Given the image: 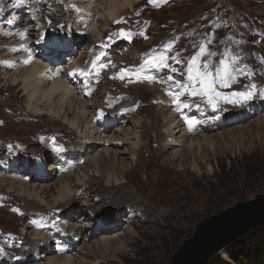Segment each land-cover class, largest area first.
<instances>
[{
    "label": "rangeland",
    "instance_id": "rangeland-1",
    "mask_svg": "<svg viewBox=\"0 0 264 264\" xmlns=\"http://www.w3.org/2000/svg\"><path fill=\"white\" fill-rule=\"evenodd\" d=\"M68 2L0 0V29L4 27V18L11 19L13 11L23 9V12L31 11L30 18H35L42 26L41 31L30 28L31 23H35L32 21L23 26L34 33V40L45 33L53 41L68 43L63 39L76 34L71 31L73 13H66ZM91 27L93 25L87 28L93 34H84L72 58L87 70L84 78L89 87L83 89L97 90L84 99L99 120L113 110L132 106L130 113L127 111L123 116L120 113L119 121L125 119L117 128L130 132L139 120L141 129L137 130L141 141L137 142L136 162L132 160L133 150L130 151L128 143L112 148L108 154H104L101 145L97 152L91 149L90 153H78L80 145L73 137L80 143V134L68 133L71 129L67 122L51 118L48 113L31 114L22 84L8 80L0 66V258L12 256L13 261L8 264H46L49 257L39 259V255L34 258L33 252L31 256L24 254L32 246L37 249L41 243L31 240L35 231H46L49 236L53 229L68 233L72 228L73 233H79L72 250L52 252L50 257L72 254L76 264H170L173 255L193 235L200 222L264 193V122H261L262 129H257L264 118V112L258 107L264 100V0H141L125 9L116 20H103L98 32ZM4 34L7 33L0 30V56ZM36 46L34 42L32 47ZM201 47L205 49L202 55ZM161 57L167 67L164 64L153 67ZM193 57H197L200 71L205 70L206 62L207 70L212 73L210 79H214L215 92L219 93L212 102L209 96L199 92L193 95L190 88L184 87L191 84L188 68ZM231 57H236L235 62ZM222 59L231 64L234 77L226 85L215 79V70L221 66ZM54 63L62 66L70 62L58 59ZM12 72L14 69H9L7 74ZM72 82L74 87L79 84L74 78ZM171 90L172 97L179 95L176 102L186 111L182 118L188 125L201 121L197 117L199 110L204 108L210 112L211 117L203 124L216 126L209 132L198 133L213 137L210 139L213 148L203 145L204 151L198 153L185 150L188 142L170 148L164 146L155 123L161 115L163 99ZM246 91L253 93L250 99L233 95ZM192 111L196 114L187 117L186 113ZM239 112L245 115L227 123L223 121L225 115ZM198 133L192 137H199ZM54 138L58 143H50ZM67 151L80 160V164L73 159L68 168H63L57 160L62 155L69 158ZM178 151H184L185 157L175 156ZM94 153L100 155V161L88 164L86 161L92 159ZM116 157L118 162L113 161ZM35 158L44 166L40 171L46 167L45 180L38 174V181L30 179L35 173L30 168H21L32 166ZM55 164L58 167L52 170ZM66 172L72 176L66 181L75 188L76 200L72 206L77 207L70 220L67 210L71 206L60 207L54 202L57 195L54 185L65 178ZM108 173L124 176L122 186L133 188L135 192L132 203L123 204L118 213L115 208L111 209V200L120 186L114 187L112 181V190L108 188ZM77 179H83V183ZM18 181L20 185L39 182L50 185L47 204H35L18 194ZM108 195L111 198H107ZM127 205L131 211L125 212ZM111 215L113 227L97 230L100 216ZM111 237L118 247L100 244ZM238 241L241 242L233 245ZM53 245L58 248L55 240ZM226 250L233 261L218 254L215 264H264V227L229 244L223 251L227 253ZM231 253L238 260H234Z\"/></svg>",
    "mask_w": 264,
    "mask_h": 264
},
{
    "label": "bare ground",
    "instance_id": "bare-ground-1",
    "mask_svg": "<svg viewBox=\"0 0 264 264\" xmlns=\"http://www.w3.org/2000/svg\"><path fill=\"white\" fill-rule=\"evenodd\" d=\"M139 1L141 0H102V2H100V0H69V2L66 4V13H73L74 16L71 20V23L74 25V27L71 28V31L73 33H76L77 35L80 34V36H77L76 34L69 35V39H63L67 40L66 42L68 43H62L56 40L53 41V39L45 33H43L39 39L37 38L38 40H34L32 38V35L34 33L30 31V28L32 29L35 27L37 31H41L42 26L39 21L35 20V18H30L33 16V13L31 14V11H29L28 13L27 10H24L23 12V9H19L17 10V12H12V16H10L11 19H3L4 27L0 30H3L4 33L6 32L7 34H4L3 36V39L5 38V41L3 43L2 53L0 56V66L6 72V78L8 80L10 79L14 84H22L25 91L24 94L28 103V109L30 110L31 114L43 115L44 112L48 113L51 118H54L56 120L60 119L63 122H67L68 129H71V131H68V133L76 132L80 134L78 136L79 141H81L80 143H78V140L73 137V139L76 140V143L80 145V150L78 151V153H90L89 151L91 149V152H97L99 145H101L104 146L105 153H103L108 154L110 150H112V148L128 143L130 145V151L131 149L133 150L132 160L136 162L135 151L139 149V141H141V136L139 134L140 131L137 130L138 128L141 129L139 120L135 121L134 126L132 130H130V132H125L126 130L121 128L122 125L120 127L121 129L117 128L118 126H120V122L124 123L125 119L123 118V120L119 121L120 113L121 116L126 114L127 111H129L130 113L133 109L132 106H125V108L123 109L118 108L120 110L115 112L113 110L112 113H107L108 115L103 117L101 120H99L98 117H94L92 111L89 108L90 104L89 102L85 101L84 97L91 96L97 90L95 92H89L88 90L83 89L89 87V82L84 78L87 70L85 71V68L81 66V63H78L75 59H72L74 57V53L71 52V50L74 51V49L77 48L76 45L78 44V42H80V40H84V34L89 35L92 32V30L87 27L93 25V28L91 27L93 31L98 32L100 30V23L103 20H116L117 18H119L120 13H122L129 7L132 8L134 4L138 3ZM18 11H20L21 13L18 14ZM29 14H31V16H27ZM98 19H101V22H99ZM31 21L35 22L33 24L31 23L33 27L25 29V25L29 24ZM34 42L35 44H37L36 47L40 51L36 47H32V44L34 45ZM57 45H60V48H62V51H60V53L58 54H64L63 59L70 62L68 65L60 66L52 63L54 59L51 56L52 52L56 50L57 53L59 51L57 50ZM44 53H46L48 56L44 58L42 56H39V54L44 55ZM9 69H14V72L10 73V75L9 73L7 74ZM68 75L70 76L68 77ZM72 78L75 79V82L77 81L79 83L77 87L73 86L74 82H72ZM167 96L168 97L164 99L161 97L163 99V107L160 111L161 115L158 117V119H156L155 123L159 126V131H161L160 134L162 135L161 137L163 138L162 140L164 142V146L170 148L173 145H181L182 143L186 144V142H188L186 146L187 148H185V150H191V152L195 151L198 153L203 150V145H207L209 149L213 148L212 144L210 143V139H212L213 137L207 136L205 134L199 135V133L209 132L213 127L216 126L212 125L210 127L203 124L205 123L204 121L208 120L209 117H211L210 112L207 113L204 108L203 110H199L201 111V113H198L197 117L202 122L200 121L201 123H192L191 125H188L187 120L182 118L186 111H184L179 107V105H177V99L172 97L173 91L171 90ZM184 98H186V96ZM259 105L260 106L258 107H261L262 112H264V100L260 101ZM194 112L195 111L186 113L187 117L195 115L196 113ZM242 114L243 113H240L238 115H225L223 121L225 120V122L227 123L234 118H239V116L241 118L245 115ZM98 120L102 122L98 123ZM262 120L263 121H259L260 125L257 126L258 131H260L263 127L261 122H264V118ZM219 124L221 123H217V125ZM123 126L126 127V124H124ZM195 132L198 133L197 135H199V137H192ZM82 139H85L84 142H82ZM50 143L56 144L58 143V141L56 138H54ZM106 144L107 147L105 146ZM162 148L164 150H168V148ZM183 152L184 151H178L175 156L178 155L179 157H185V153ZM67 153L69 154V158H67L65 155H62L57 160L59 161V164H61L65 169L71 160L76 159V157L73 158L72 155H70L71 152L67 151ZM98 156L94 153L92 159L89 158L87 161H85L88 162V164L92 161H94V163H98L100 161V157ZM32 161V166L24 165L23 167H21L22 170H24L25 168H30L31 171L35 173V175H31L29 176V178L38 181L37 174L42 176L41 179L48 177L44 176L46 167L45 169H42L40 171V167L44 168L42 163L36 158ZM113 161L118 162V158L116 157ZM77 162H79L80 164V160H77ZM57 167L58 165L55 164L52 167V170ZM82 168L83 167L79 168V170ZM69 174L70 173L66 172L65 178H60L59 181L55 183L54 186H56L57 195L54 196V202L57 203V206L61 205L60 207H62V205L71 206L70 209L67 210L69 216L67 217L70 220V218L76 214L77 207L72 206L75 204L74 201L76 200V197L74 195L75 188L72 187L70 182L66 181L67 179L72 177L71 174L70 176ZM23 177L24 176H22L21 178ZM107 178L109 186L108 188H111V186L113 185L112 181L115 182L114 187H116V185L117 187L120 186L117 189L116 193L112 196L111 200L113 204V207L111 209L115 208L114 211L118 213V210H121V208L119 207H121L123 204L132 203L135 192L133 188L126 187L125 185L122 186L123 183H125L124 176L120 177L118 173H115V175H111L108 173ZM121 179H124L123 182H120ZM77 180H79V182L83 181V179ZM20 184L21 183L19 182V186H17L16 188L18 194L28 197L29 201H33L35 204H47L46 197L49 196V192L51 191L50 185L42 182L33 183L30 185ZM107 198H111V195H108ZM125 200L127 202H124ZM129 206L130 205L125 206V212L131 211L129 210ZM116 218L118 220L119 216H116ZM99 219L100 220H98L97 230L100 228H111V226L113 227L114 220L112 219V215L111 217L107 216L106 218L100 216ZM30 225H34L33 221H30ZM58 233L60 234L58 235ZM50 234L51 235L48 236L46 235V231H35V236L31 240H33L35 244H37L38 242L41 243L37 246V249H32V246L30 249L25 251L24 254H26V256H31V253L33 252V254L36 256L34 258H37V255H39V259L42 258V256H44L45 258L49 257L46 264H76L75 256H72V254L60 256H57V254L54 257H50L49 253H54L57 251L64 252L63 250H67L69 248L72 249V244L77 242L79 233L77 231L73 233L72 228V230L68 233H66L65 231L63 232L53 229L50 231ZM53 240H55V243L58 245L57 249L54 245L52 246ZM68 242L71 243L68 244ZM116 242L117 241L113 240L111 237V240H108L106 238L103 239L100 244L108 248L113 246L118 247L119 244L117 243L116 245ZM89 248L91 247L89 246ZM39 250H41V252H39ZM223 250H225V248ZM223 250L220 252V254L225 256L228 260H232ZM19 256H23L22 252L19 253ZM11 258L12 256H6V258L4 259L0 258L1 264H8L9 262L13 261L11 260Z\"/></svg>",
    "mask_w": 264,
    "mask_h": 264
},
{
    "label": "water",
    "instance_id": "water-1",
    "mask_svg": "<svg viewBox=\"0 0 264 264\" xmlns=\"http://www.w3.org/2000/svg\"><path fill=\"white\" fill-rule=\"evenodd\" d=\"M261 227H264V193L200 222L170 264H208L226 246Z\"/></svg>",
    "mask_w": 264,
    "mask_h": 264
},
{
    "label": "snow or ice",
    "instance_id": "snow-or-ice-1",
    "mask_svg": "<svg viewBox=\"0 0 264 264\" xmlns=\"http://www.w3.org/2000/svg\"><path fill=\"white\" fill-rule=\"evenodd\" d=\"M20 3H24L25 0H19ZM123 31V30H122ZM205 49L201 47L200 49V55L204 53ZM227 53H225V56L227 57ZM100 57H97V60H99ZM172 59H175V57H172ZM232 62H235L236 57L230 58ZM27 62V61H26ZM150 63L151 62H146ZM161 64H164L165 67H167V64L164 63V57H161L159 60V63L152 64L153 67H159ZM220 67H217L215 70V79H219V81L223 84H227V81L229 79H234L232 75V68L231 64L225 60H220ZM204 71H200L199 67L197 66V57L192 58V62L189 65L188 73H189V80L191 81L190 85H184L186 89L191 90L193 95H196L198 92L199 94L209 96V101L212 102L215 95H219V93L215 92L214 88V79H210L212 77V73L208 71V65L205 62L204 64ZM123 78V77H121ZM171 79V77H169ZM197 85H199V88H197ZM253 88H255V85H252ZM210 93L212 95H210ZM175 95V94H174ZM236 97H242L243 99L247 100L250 99L253 95L251 91L241 92V93H234L233 94ZM175 98L177 101L179 100V95H175ZM18 211V210H17Z\"/></svg>",
    "mask_w": 264,
    "mask_h": 264
},
{
    "label": "trees",
    "instance_id": "trees-1",
    "mask_svg": "<svg viewBox=\"0 0 264 264\" xmlns=\"http://www.w3.org/2000/svg\"><path fill=\"white\" fill-rule=\"evenodd\" d=\"M261 228H262V227H261ZM239 242H241V241H238V242L234 243L233 245H237ZM226 251H227V250H226ZM227 254H228V251H227ZM228 256L230 257L229 254H228ZM231 256H232V258H233L234 260H238L237 257H236L233 253H231ZM217 257H219V255L214 256V257L212 258V260L210 261L209 264H215L216 261H214V260L217 259ZM230 258H231V257H230ZM216 263H217V262H216ZM218 264H219V263H218Z\"/></svg>",
    "mask_w": 264,
    "mask_h": 264
}]
</instances>
